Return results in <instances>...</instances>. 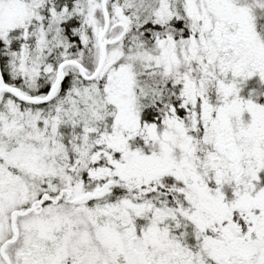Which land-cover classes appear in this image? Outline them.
I'll return each mask as SVG.
<instances>
[{
    "label": "snow or ice",
    "instance_id": "6c2138e0",
    "mask_svg": "<svg viewBox=\"0 0 264 264\" xmlns=\"http://www.w3.org/2000/svg\"><path fill=\"white\" fill-rule=\"evenodd\" d=\"M0 264H264V0H0Z\"/></svg>",
    "mask_w": 264,
    "mask_h": 264
}]
</instances>
